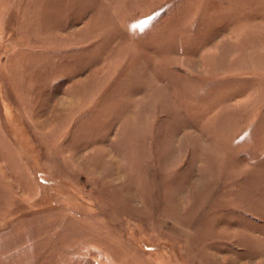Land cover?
I'll return each mask as SVG.
<instances>
[{
	"label": "rangeland",
	"instance_id": "374dc122",
	"mask_svg": "<svg viewBox=\"0 0 264 264\" xmlns=\"http://www.w3.org/2000/svg\"><path fill=\"white\" fill-rule=\"evenodd\" d=\"M0 264H264V0H0Z\"/></svg>",
	"mask_w": 264,
	"mask_h": 264
}]
</instances>
